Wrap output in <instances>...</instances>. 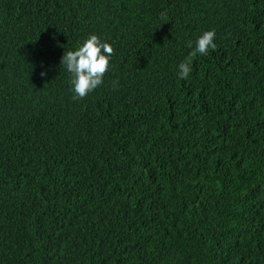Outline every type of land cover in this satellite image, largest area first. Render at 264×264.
Wrapping results in <instances>:
<instances>
[{
  "label": "trees",
  "instance_id": "trees-1",
  "mask_svg": "<svg viewBox=\"0 0 264 264\" xmlns=\"http://www.w3.org/2000/svg\"><path fill=\"white\" fill-rule=\"evenodd\" d=\"M0 264H264V0H0Z\"/></svg>",
  "mask_w": 264,
  "mask_h": 264
},
{
  "label": "clouds",
  "instance_id": "clouds-1",
  "mask_svg": "<svg viewBox=\"0 0 264 264\" xmlns=\"http://www.w3.org/2000/svg\"><path fill=\"white\" fill-rule=\"evenodd\" d=\"M161 20L167 21L165 14H161ZM214 38V30L203 32L197 38L190 55L193 57L198 54L208 55L209 49L216 48ZM187 47L192 48V41L187 42ZM113 54V47L95 34L89 35L76 50L63 53L60 63L71 76L70 84L74 100L83 99L103 83ZM191 71L190 62H181L178 66V75L182 79L187 78ZM40 75L43 77L46 72L41 71ZM113 87H118V82H113Z\"/></svg>",
  "mask_w": 264,
  "mask_h": 264
}]
</instances>
